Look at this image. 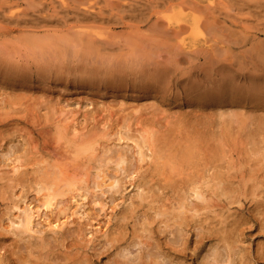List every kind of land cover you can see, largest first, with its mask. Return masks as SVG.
<instances>
[{"label":"bare ground","instance_id":"obj_1","mask_svg":"<svg viewBox=\"0 0 264 264\" xmlns=\"http://www.w3.org/2000/svg\"><path fill=\"white\" fill-rule=\"evenodd\" d=\"M59 4L57 13L32 14L22 22L35 26L58 21L64 27L75 22L81 30L87 20L100 18L111 23L117 18L133 19L138 23L136 33L132 39L117 41L115 35L109 39L99 28L88 30V25L78 32L82 36L70 35L63 27L61 35L68 37L32 40L21 47L25 48L22 53L17 51L20 45H0V79L9 89L21 88L27 82L64 83L87 94L101 89L125 91L135 100L166 88H175L178 95L181 87L185 100L171 112L173 116L168 113L165 123L151 118L153 112L149 119L139 120L151 127L137 131L142 141L135 142L137 165L119 150L99 157L94 144L83 136L66 137L68 149L59 155L29 154L25 142L16 144V152L2 158L10 160L11 174L0 170V229L14 235L12 246L7 248L19 249L28 232L27 242L25 238L22 242L27 243V253L34 248L42 252L52 244L51 238L61 245L67 236L64 229L70 230L69 225L74 224V238L63 246L56 264H161L164 259L194 264V257L187 252L189 244L197 264H264V243L251 250L243 236L247 223L264 232V0H108L106 8L98 7V14L91 11L96 9L91 1L85 12L67 0H59ZM140 23H145L144 27L149 23L145 31L140 30ZM72 27L67 25V29ZM189 35L198 37L192 40ZM143 110L144 104L139 103L134 111L142 116ZM127 176H132L130 183L141 191L114 221L110 220L112 214L109 216L103 231L99 228L104 247L97 249V231L86 238L91 230L86 231L85 223L70 216L85 212L90 219V203L101 200L104 206L107 198L116 199L114 193L120 192ZM34 191V198L27 196ZM233 203L238 207L226 211ZM14 208L22 212L14 213ZM139 208L144 220L134 222L129 229V219ZM38 224L50 233L38 235L39 242L34 244L33 239L29 241L35 237L31 233L44 229H34ZM195 226L199 227L198 237L190 243L189 231ZM170 231L173 238L166 239ZM2 232L0 238L5 234ZM207 242L211 243L214 263L199 252ZM139 243L156 251L148 255L137 251L134 256L128 255L129 250L121 251L123 245L129 248ZM222 248L226 262L218 251ZM40 257H35L38 262L46 261L41 262ZM26 258L22 263H28Z\"/></svg>","mask_w":264,"mask_h":264},{"label":"rangeland","instance_id":"obj_2","mask_svg":"<svg viewBox=\"0 0 264 264\" xmlns=\"http://www.w3.org/2000/svg\"><path fill=\"white\" fill-rule=\"evenodd\" d=\"M67 1L71 5H73L74 3L76 8L78 7L80 10L83 9V12H85V9L88 6L87 4H90V1H91V3H94V6H96V9H94L95 8L94 7L93 9H91V11H95V13L97 12L96 14H98L99 12L98 7L106 8V4L108 2V0H79V1L78 0H67ZM44 4L45 6H43ZM70 4L68 5V7L71 9ZM59 5H60L59 0H0V45H6V46L15 45V47L17 45L18 46L20 45L19 49L21 50L19 51V49H17V51L19 53H22V49L26 46L25 44L27 42L28 43L32 42V40H35V39L44 40V38L46 39L49 36L50 37L56 36V38L58 36L60 37L61 32L64 31L65 29H66V33L69 32L70 35L71 33L72 34L76 33L74 35L82 36L83 34L81 35V33H78V32H81L82 30L86 28L88 29V27H86L87 25L90 26L88 30H90L91 28H97V29L99 28L105 34H108L107 36L109 37V39L111 38L113 39V37L109 35H113V36L115 35L116 40L117 39L120 40L121 38H124V37L126 39L127 38L132 39V37L136 33L137 28L135 27V25L137 26L138 23L133 19L121 20L120 18H117V20H114V22H111V23L108 21L106 22V20L104 21L100 20V18H98L100 22L98 21V19H95L94 20L95 22H92V20L91 22L90 20L89 21L82 20V22L84 21L85 22L84 24H87V25L86 26L84 25L85 28L81 30L79 29V26H77L78 23L76 24L74 22L70 24L69 22L67 24L69 28L70 26L75 27V28L72 27L74 29V31L72 30V32L67 31V30H71L72 28L67 29V25L64 27V25L62 26V24L58 23V21H57V24L55 21V24L51 22V24L50 23L38 24V25L34 24L35 26H33L31 22H29L31 24H28V23L24 24L22 22L24 18L31 17L30 15L32 14L44 15L46 12L47 13H53V12L57 13L56 10L57 11L61 10V7ZM74 5H73V8H75ZM54 6H56V8ZM47 7L49 8L46 10ZM71 12L73 13V11ZM112 12L116 14V11L115 12L112 11ZM230 12L231 14H233L232 11ZM72 13H71V16H73ZM59 15L62 17L63 14L59 13ZM59 15L58 17H60ZM8 16H9V20H8ZM17 18L18 20H16ZM144 24L145 23L139 24L140 30L142 29L143 31H145L146 27H148V25L144 27ZM79 25L83 27V23H80ZM66 33L61 36L65 35L66 37H68L69 34L67 35ZM85 35L86 34H84V37H88V36L90 37V35H86V36ZM222 36L226 37V34ZM196 37L198 36L189 35L188 39L190 38L192 40L194 39L196 40ZM69 38L71 39V36ZM22 46L24 47L21 48ZM24 49H23V52H24ZM226 55L228 57L230 56L228 52L226 53ZM197 63L200 64L201 61H198ZM214 76L216 78V73ZM72 78L73 76L70 75L69 79H72ZM21 88L24 90H22ZM21 88L20 87L16 88L18 90L17 92H16V89L11 90L12 88L9 89V87L5 85L4 81L0 79V158H1L0 161L1 163L3 161L2 158L10 157V155H12L13 150L16 152V147H17L16 144L18 143L20 145L22 142H25L27 145V149L29 150V154L36 153V155L37 154L59 155L61 153H64L66 149H68V146H67L68 144L65 141L66 137H68L67 140H72V138L75 136L78 139L79 138L81 139V137L83 136L87 141L94 144V146L97 148L99 157L104 156V154L106 155L116 154L119 150V152L120 151L126 152V154H128L129 156V159H132L131 163H133L134 165H137L138 161L136 159L138 157V154L136 153L137 147L135 146V142L136 141L142 142L141 140H139L141 138L137 131L138 130L141 131V129L147 126L149 128L151 127L149 123L146 126L141 125L139 123V120L143 118L149 119L150 113L153 112L154 114L151 115V118H153L157 122L159 121V122L165 123L167 122L166 117L168 113H170L173 116L171 112H173V110L177 108L179 104H182L183 100H185V98L183 97V93L181 92V90H183L181 87H178V91L180 92L178 95H176L174 92L175 88H170V89L166 88L164 89L166 91H161L162 93L151 95L148 98L147 97H143L141 99L137 98L135 100L133 99L131 95H129L125 91H120V90L111 91L110 89H101L100 91L95 90L93 93L87 94L84 92H80L79 91L80 89L75 88L72 84H64V83H50L49 82L48 84L43 85L41 84V82L40 83L27 82ZM20 89L22 91H20ZM139 103L144 104V110L142 112L143 113L142 116L136 115L137 112L134 111L136 108H138ZM11 108H15V110L17 111L15 112L10 111ZM72 127H75L76 131H72ZM73 132L74 133L76 132L75 134H78V136L75 135ZM117 136H120L121 139L117 140ZM109 144H111L112 146ZM143 149L145 150V152L149 153V151L146 150V148H143ZM8 161H10L8 160V158L5 161H3L4 166L2 165L3 163L2 164L0 163V165H2L0 166V170L3 172H6V174L7 173L11 174L12 170L10 169V165ZM131 166L133 165L131 164ZM93 170L90 173L92 175L95 174ZM131 177L132 176H129V177L127 176L124 178L121 184L120 192L114 193L116 199H113V201L109 198L106 199L108 200L109 206L108 204H105L104 206L101 205L102 204L100 202L101 200H96L95 202L90 203L91 204L90 209H91V212L93 213L90 219L87 218L88 215L85 212L81 213L80 215H78L79 212H77L75 213L76 215L73 214L72 216H70L71 218H76V220L78 218L77 222H79L80 220L83 223H85L84 229H86V231L91 230L90 233H87L86 238H88L89 236L91 237V234L93 231L95 232L97 231L95 235H97L98 237L100 232L106 228L108 220L110 218L109 216L111 214L112 216L110 220L114 221L116 219L115 217L118 216V214L122 210H124L123 207L127 206V203L129 204L131 199L133 200V198L135 197L137 200V197H136L137 195L135 194L141 191V189L140 188L137 189L135 185L130 183L132 179ZM94 190L98 191V189H95V188ZM31 193L33 192H28L27 196L30 197V196L35 195V191L33 194ZM32 198H34V196L31 197V199ZM109 200H111L112 202ZM190 200L199 201V199L194 198V197H191ZM242 201H245L246 205L250 204V202L243 196H242ZM113 203L115 204L114 207H113L114 205ZM87 205L88 203L85 204L84 208L87 207ZM2 206L3 204H1V207ZM82 207H79V209L77 210L81 212ZM228 207L229 209H226V211L228 210L233 211L234 209L238 207V205L237 203H233V204L228 205ZM18 211L22 212V210L20 211L18 208H17V211H16V208H14L12 212L18 213ZM218 211L219 210L216 209V212ZM190 212H192V210L188 211V213ZM81 215H82V218H80ZM43 217L45 216H42V218H38V217L37 218L41 221ZM144 217L145 216H144L143 209L139 208V210H137L136 212V215L131 220L129 219V225H128L129 229L132 228V224L134 222L142 223L144 220L143 219ZM71 218L70 220H72ZM40 224L36 226L34 225V229L35 228L38 229V227L40 228V230L43 229L44 227H40L42 226ZM162 224L160 223L161 227H159L161 229L162 227H164L162 226ZM73 225L74 224L69 225V229L70 228L73 229L72 228ZM249 225L250 224L248 223L246 225H243L244 227L243 236L247 237L250 243V246H251V250L252 249L254 250L255 248L258 247L259 242L264 243V232L262 233L261 231H258L257 228H254V226L250 227ZM11 226H14V225H11ZM99 228H100V232L98 231ZM71 229L70 230L64 229L63 234H67V236L65 240L62 241L61 245L59 243L60 246L57 245L58 242L56 240H54L55 242L53 243V241L51 240L53 238H51L50 243L55 244L56 247L51 244L49 245L50 247L47 246V248L42 249L41 251L43 253L44 252L47 253V254L44 253V255L37 248H34L35 250L37 249V251H32L34 249L31 250L30 248H27L29 251L30 250L32 251V253L31 251L30 253H27V250L25 247L27 245L26 234L28 235V232L24 233L25 234L24 238L26 236L25 238L26 244L22 243L24 242L23 241L24 238H23V240L21 239L22 240L21 243L18 242L19 247L21 245L19 249H15L13 247H11L12 249L10 247H9L10 249L7 248V245L12 246L10 244H11V239L14 237V235L12 234V232L10 233V231L5 232L6 229L5 230L0 229V232L3 231L5 233L3 237L0 238V254L3 256V258H1V255H0V264H10V261H11V264H15L17 261L18 262L20 261V264H21L23 262L21 260H23V258H26V257H27L26 260L28 261V263L24 262L25 264H30V260L31 261L33 260V262L31 263H34V262L37 263L38 261L35 258L36 256H37V259L39 260L41 259L40 256L43 257V260H41V262L46 260L49 262V264L50 262H52L51 264H56V262L59 261L57 258L61 257V253H63L65 250L63 246H66V244L68 246L70 241L72 242V239L74 238V235L72 236L73 238L71 237V235L73 234ZM164 229L166 230V228ZM169 229L171 228L170 227L167 228L166 231H168ZM46 231H49V230L44 228L42 232L38 231L40 234L38 232H35V233L32 232L31 234L35 235L37 240L35 243L34 242L35 237L32 236L31 238H29V241L33 239L31 240L33 241L32 243L38 244L39 242L38 235H44V233L47 235L50 233ZM198 232H199L198 226H195L194 228H192L191 232L189 231V235L191 237L190 243L195 238L198 237ZM163 234L164 233L162 231L159 233L161 237H163ZM166 236H167L166 239L173 238V234L171 233V231L167 233ZM94 239H95L94 242L97 245V247L96 245L95 247L97 249L98 248L101 249L104 247V245L102 244L103 237H98ZM143 239H147V237ZM99 240L100 241L102 240V241L99 242ZM206 244L201 249L202 251L200 250L199 252L202 253V256H204L205 258L207 257L209 263H214V260H212L213 259L211 255L212 253H210L212 252V247H210L211 243L209 244V242H207ZM243 244H246V242ZM191 246L192 245L189 244L187 252L194 257V264H197L196 257H195L196 255H193V248ZM238 246H241V243H239ZM121 247H124L121 249L122 252H126V251L128 252L129 250L130 253L128 252L129 253L128 255L131 254V256L137 255L136 253H139L140 251H143V253L145 251V255H148L149 252L153 253L156 251L154 250V248H150V247L148 248V246H146L143 243L142 244L139 243L137 245L135 244L132 246L130 245L129 248L124 245ZM125 247L127 248V250ZM14 249L16 250V252L15 253L12 252V255H11L10 251L11 250L14 251ZM220 249H218V251L219 253L221 252L220 253V255L222 254L221 258L224 259L226 256L225 254L226 251L224 253L225 249L223 248L222 250ZM17 250L20 252H17ZM52 251L53 252L55 251V252L53 253ZM60 251L61 253L59 254ZM57 252H58V255L60 256L57 255ZM16 253H19V254H16ZM16 256H18L19 259ZM28 257L30 259H28ZM103 259L106 260V257H104ZM225 260L226 258L223 261L226 262ZM46 261L42 263L45 264ZM18 262L16 264H19ZM175 262L176 261L170 262L164 259L161 261V264H177ZM38 263L42 264L40 263V261Z\"/></svg>","mask_w":264,"mask_h":264}]
</instances>
